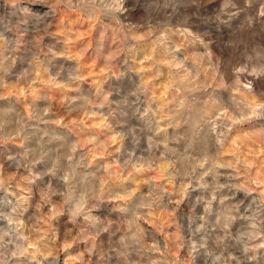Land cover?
<instances>
[{
    "label": "clouds",
    "instance_id": "1",
    "mask_svg": "<svg viewBox=\"0 0 264 264\" xmlns=\"http://www.w3.org/2000/svg\"><path fill=\"white\" fill-rule=\"evenodd\" d=\"M0 264H264V0H0Z\"/></svg>",
    "mask_w": 264,
    "mask_h": 264
}]
</instances>
